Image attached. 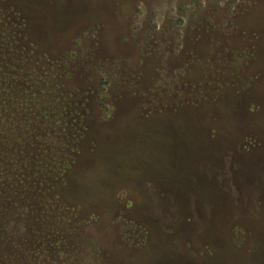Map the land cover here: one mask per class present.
Listing matches in <instances>:
<instances>
[{
    "label": "rangeland",
    "instance_id": "obj_1",
    "mask_svg": "<svg viewBox=\"0 0 264 264\" xmlns=\"http://www.w3.org/2000/svg\"><path fill=\"white\" fill-rule=\"evenodd\" d=\"M0 9V264H264V0Z\"/></svg>",
    "mask_w": 264,
    "mask_h": 264
},
{
    "label": "flooded vegetation",
    "instance_id": "obj_2",
    "mask_svg": "<svg viewBox=\"0 0 264 264\" xmlns=\"http://www.w3.org/2000/svg\"><path fill=\"white\" fill-rule=\"evenodd\" d=\"M8 13H10L9 9H7L6 11L4 9H0V16H1L0 17V89L4 90L6 92V94L8 93V87L10 85L14 86L12 89H14L16 87L15 81H19V79H20V80H22V85L27 83V81L24 80L27 77L24 78L23 75L21 77H19L17 74H19V71H20L19 67H21V65H25V64L31 62V60H29V56H31V52H32V50H29V52L25 56V58L21 57L19 59L21 64L20 63L19 64H13V65L9 64L11 62L10 60L13 59V58H11V59H9V58L12 57V55H16L18 53V51L13 52V51L9 50L10 46L7 44L8 39L12 38V41H13V30L11 33L10 29H11V26L14 25L13 22H10L9 16H7ZM14 21H17V20H14ZM12 45L13 46L15 45L14 42H12ZM20 55H22V54L20 53ZM12 62H14V61H12ZM33 75L29 74V77H33ZM37 76L38 75H36V77ZM18 89H21V88H18ZM10 92H11V90H10ZM18 96L21 97V95H18ZM12 98H14V100L17 99L15 96H12ZM26 99L21 98L19 100L18 104L23 105L25 103Z\"/></svg>",
    "mask_w": 264,
    "mask_h": 264
}]
</instances>
